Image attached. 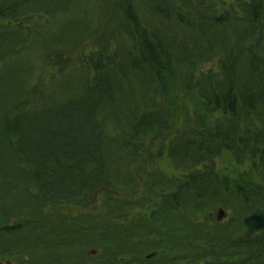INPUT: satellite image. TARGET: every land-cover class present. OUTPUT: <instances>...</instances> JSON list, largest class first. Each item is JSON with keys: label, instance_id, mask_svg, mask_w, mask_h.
Segmentation results:
<instances>
[{"label": "trees", "instance_id": "trees-1", "mask_svg": "<svg viewBox=\"0 0 264 264\" xmlns=\"http://www.w3.org/2000/svg\"><path fill=\"white\" fill-rule=\"evenodd\" d=\"M73 7L0 0V73L33 37L57 74L84 75L45 115L32 69L18 88L0 76V264H264V231L238 239L264 210V0H107L103 27ZM36 18L58 29L40 40ZM169 83L198 102L176 133Z\"/></svg>", "mask_w": 264, "mask_h": 264}, {"label": "rangeland", "instance_id": "rangeland-1", "mask_svg": "<svg viewBox=\"0 0 264 264\" xmlns=\"http://www.w3.org/2000/svg\"><path fill=\"white\" fill-rule=\"evenodd\" d=\"M70 1V0H69ZM73 4L72 11L75 14V17L78 15H81L83 11H87L89 19L92 21H95V25L98 27H103L104 22L107 18V9L105 8V5H107V0H71ZM72 14V12H71ZM70 14V15H71ZM65 18V17H64ZM64 18H58V19H64ZM58 21V20H56ZM37 22L38 28H42L44 30H47V32H43L44 34H41V38L43 40L47 39L50 33L55 32L58 29L57 24H51L48 20H45L43 18H36L34 20V23ZM39 22V23H38ZM55 23V22H54ZM98 34H100V30H96ZM33 37L29 40L27 49L20 54L18 58L14 60L16 65H11L7 70L0 73V76L3 77H9L10 81L6 83L5 88H18L22 80L24 78L20 74V70L23 67L32 69V76L31 79V85L38 86L39 88H43L44 92L43 95L39 94L38 99H36V96L33 97L29 103L28 107L32 108H38L36 103H42L43 99L45 98L46 104L43 105L41 108L42 110L33 113V115H45L48 111H54V108L57 104L64 105L65 99L70 97L71 95L67 96L68 93L75 91L76 89H80L81 85L84 80V75H77L73 77H68L66 75H60L56 73V69L49 64V61L51 60L50 57L53 55V51H47L48 48H40L39 43L34 44L33 43ZM35 42V41H34ZM41 45V44H40ZM30 47V48H29ZM42 47V46H41ZM87 49L83 47H77V48H71L67 49L65 54L70 57L73 60V63L77 66L78 61L81 57V54L85 53ZM90 52L87 51V53ZM11 64V63H10ZM9 64V65H10ZM213 65H207V68L212 67ZM3 67V66H2ZM215 67V66H214ZM1 69V68H0ZM175 85H177L176 82H174ZM173 83H169V89L171 94V103L174 104L178 102V108L175 113V122L173 123L172 133H176L178 131H184L186 129V123L187 121H190L193 114V108L194 106H197V100L194 95H187L183 92H180L177 89V86H175ZM4 91V90H3ZM2 91V92H3ZM1 92V93H2ZM2 98V96H1ZM37 100V101H36ZM36 106V107H34ZM59 110V107L56 108V112ZM240 119L239 124H246L247 119H249L252 122L253 117L247 116L241 112L240 113ZM2 120V117H0ZM209 119L208 123L214 122L212 117H208ZM1 124V123H0ZM58 126H55L57 128ZM12 143L11 145L7 144L5 145V149L8 151H5L8 153V157H5V159H9V163L13 166V168L23 171V173H26L25 175L22 173L20 174L21 177L27 178L29 174L32 173V168L25 164V162L21 159V157L15 152V141L13 139H10ZM216 163L218 168L220 169V172H226L231 173V169H228L230 167V164H232L231 158L229 155H226L225 157H220L216 159ZM156 166L162 170V172L166 175L169 173V171L174 169L172 168V165L169 162H159L156 164ZM32 180V178H31ZM34 181V180H33ZM31 194L37 195L36 192V185L34 182H31ZM30 201L32 199H29ZM100 200H98V204H100ZM45 204V203H44ZM99 209V206L96 208ZM211 218L218 222H225L228 220L229 215H225L224 217L219 220L218 212L216 214H210Z\"/></svg>", "mask_w": 264, "mask_h": 264}, {"label": "water", "instance_id": "water-1", "mask_svg": "<svg viewBox=\"0 0 264 264\" xmlns=\"http://www.w3.org/2000/svg\"><path fill=\"white\" fill-rule=\"evenodd\" d=\"M224 214L223 210L219 211V220L224 217ZM244 224L247 230L241 239L249 240L253 238L256 233L264 230V210H258L250 217H247L244 220Z\"/></svg>", "mask_w": 264, "mask_h": 264}]
</instances>
